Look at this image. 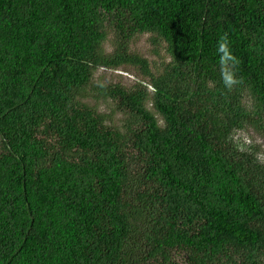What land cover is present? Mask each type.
I'll use <instances>...</instances> for the list:
<instances>
[{
	"label": "trees",
	"instance_id": "16d2710c",
	"mask_svg": "<svg viewBox=\"0 0 264 264\" xmlns=\"http://www.w3.org/2000/svg\"><path fill=\"white\" fill-rule=\"evenodd\" d=\"M263 118L264 0H0V264H264Z\"/></svg>",
	"mask_w": 264,
	"mask_h": 264
},
{
	"label": "rangeland",
	"instance_id": "374dc122",
	"mask_svg": "<svg viewBox=\"0 0 264 264\" xmlns=\"http://www.w3.org/2000/svg\"><path fill=\"white\" fill-rule=\"evenodd\" d=\"M152 36L151 33L136 34L130 42V50L147 58L152 70H155L162 61L169 60L170 58L166 52L165 43L161 40L158 43H152ZM111 38V34L107 35V40L105 41V49L107 52L112 50L110 43ZM141 79L142 76L139 70L133 66H121L117 69L111 70L100 68L93 76L94 82H119L126 87L132 86ZM98 107L99 110L105 114H109L111 111V103L109 104L102 100L99 101ZM148 108L155 114L159 123L162 124L163 121L160 115L155 112L150 104L148 105ZM121 117L122 115L118 112H115L111 116L113 122L117 124H120L119 118ZM233 138L234 142L242 149L253 147L256 150L257 158L261 164L264 165V132L254 130L248 126L245 129L235 131Z\"/></svg>",
	"mask_w": 264,
	"mask_h": 264
},
{
	"label": "clouds",
	"instance_id": "9594fccd",
	"mask_svg": "<svg viewBox=\"0 0 264 264\" xmlns=\"http://www.w3.org/2000/svg\"><path fill=\"white\" fill-rule=\"evenodd\" d=\"M216 51L220 57L222 66V80L226 88L231 89L239 81L235 78L236 67L239 64L238 58L232 53L227 35L221 36L217 41Z\"/></svg>",
	"mask_w": 264,
	"mask_h": 264
}]
</instances>
